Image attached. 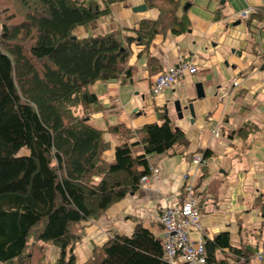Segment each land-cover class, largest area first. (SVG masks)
Segmentation results:
<instances>
[{"label": "trees", "instance_id": "16d2710c", "mask_svg": "<svg viewBox=\"0 0 264 264\" xmlns=\"http://www.w3.org/2000/svg\"><path fill=\"white\" fill-rule=\"evenodd\" d=\"M118 1L0 0V264H51L48 243L58 249L53 264H77L73 250L84 223L138 189L141 177L150 175L148 156L187 144L184 132L157 108L161 123L140 127L138 141L121 143L111 161L102 159L108 144L87 124L101 106L88 86L127 75L131 43L147 50L156 34L188 28L187 18L177 15L178 0H145L158 11L154 20L77 33ZM153 60L148 57V64ZM137 144L142 152L134 154ZM130 219V234L110 235L80 264H169L163 238ZM248 234L238 243L228 231L204 238L207 264H264V243L250 242Z\"/></svg>", "mask_w": 264, "mask_h": 264}, {"label": "crops", "instance_id": "0c3cea01", "mask_svg": "<svg viewBox=\"0 0 264 264\" xmlns=\"http://www.w3.org/2000/svg\"><path fill=\"white\" fill-rule=\"evenodd\" d=\"M178 1L177 15L187 18V30L156 34L147 50L131 43L129 73L88 86L101 107L87 124L102 132L108 144L102 159L107 162L119 144L138 141L140 127L162 122L157 108L184 132L187 144L148 156L149 168L157 167L158 173L98 219L84 223V237L73 250L77 264L110 235L130 234L135 224L131 216L162 237L157 215L168 202L182 200L181 174L193 170V157L205 152L194 189L200 231H192L191 237L203 240L228 231L232 242L238 243L249 232L250 242L264 243L260 214L264 205V17L257 15L264 0ZM142 4L146 8L138 10ZM243 11H249L248 18L239 17ZM157 15V9L148 7L145 0H119L108 15L76 31L85 35L117 27L132 29L140 20H154ZM148 57L154 58L150 64ZM179 59L194 61L196 72L177 77L167 91L153 93L155 76ZM132 152L141 153L142 145H134ZM200 172L203 176L197 181ZM57 256L56 248L51 264Z\"/></svg>", "mask_w": 264, "mask_h": 264}, {"label": "built area", "instance_id": "2783aa9c", "mask_svg": "<svg viewBox=\"0 0 264 264\" xmlns=\"http://www.w3.org/2000/svg\"><path fill=\"white\" fill-rule=\"evenodd\" d=\"M249 11L240 12L242 19L248 18ZM196 66L194 61H183L169 67L166 71L158 73L152 81V92L162 93L172 87L177 77L194 74ZM237 84V82H234ZM217 134V129L212 130ZM194 169L181 174L183 196L168 202L159 212L156 219L162 225L163 254L169 264H207L204 254V245L201 236L197 240L191 237L192 231H200L199 224V198L194 194L195 178L198 167L205 163L202 155L197 154L192 159ZM150 175L157 174V167L149 168ZM150 175L140 179L141 184L149 181ZM259 258H262L261 253Z\"/></svg>", "mask_w": 264, "mask_h": 264}, {"label": "rangeland", "instance_id": "374dc122", "mask_svg": "<svg viewBox=\"0 0 264 264\" xmlns=\"http://www.w3.org/2000/svg\"><path fill=\"white\" fill-rule=\"evenodd\" d=\"M20 153H23V154H26L27 153V150H25V149H22L21 151H20ZM45 247H46V250H47V254H48V257H49V260H50V258H51V253H52V251L54 250V249H56V247L53 245V244H45ZM258 253H261V252H258ZM256 254V259H257V261H260L261 259L259 258V254ZM261 255H262V253H261Z\"/></svg>", "mask_w": 264, "mask_h": 264}, {"label": "water", "instance_id": "95a60500", "mask_svg": "<svg viewBox=\"0 0 264 264\" xmlns=\"http://www.w3.org/2000/svg\"><path fill=\"white\" fill-rule=\"evenodd\" d=\"M137 8H139L138 10H144L146 8V5L142 4V5H139V7H137Z\"/></svg>", "mask_w": 264, "mask_h": 264}]
</instances>
